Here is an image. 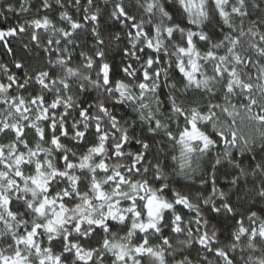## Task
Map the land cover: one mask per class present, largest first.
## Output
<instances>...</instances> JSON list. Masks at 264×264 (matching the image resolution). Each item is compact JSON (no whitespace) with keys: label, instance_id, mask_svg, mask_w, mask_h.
I'll list each match as a JSON object with an SVG mask.
<instances>
[{"label":"snow or ice","instance_id":"snow-or-ice-1","mask_svg":"<svg viewBox=\"0 0 264 264\" xmlns=\"http://www.w3.org/2000/svg\"><path fill=\"white\" fill-rule=\"evenodd\" d=\"M18 4L0 264H264V0Z\"/></svg>","mask_w":264,"mask_h":264},{"label":"trees","instance_id":"trees-1","mask_svg":"<svg viewBox=\"0 0 264 264\" xmlns=\"http://www.w3.org/2000/svg\"><path fill=\"white\" fill-rule=\"evenodd\" d=\"M8 2H14L16 3L17 7L19 6L18 0H8ZM34 8H35V0H33V9ZM27 18H28L27 15L19 14V13H8L7 15H0V27H9ZM8 39L10 40L11 47L13 48L16 57H23L26 55L27 50L24 49L23 44L28 42L27 37H24L23 40H21L19 36ZM109 58L112 59L115 64L120 63V56L118 53H113V55H111ZM13 59H14L13 55L8 54L6 49L3 47V44L0 43V63H6L9 65L12 71H16V69L11 63ZM182 183H191V182H182ZM195 187L199 188V184H196ZM218 227L224 229L225 231H229L230 221L224 220L223 217H220Z\"/></svg>","mask_w":264,"mask_h":264}]
</instances>
